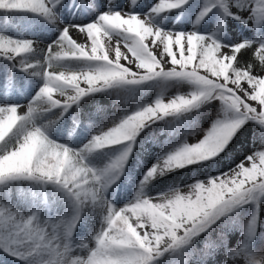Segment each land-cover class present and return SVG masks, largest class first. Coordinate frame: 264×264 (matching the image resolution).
Returning <instances> with one entry per match:
<instances>
[{"label": "snow or ice", "instance_id": "1", "mask_svg": "<svg viewBox=\"0 0 264 264\" xmlns=\"http://www.w3.org/2000/svg\"><path fill=\"white\" fill-rule=\"evenodd\" d=\"M0 264H264V0H0Z\"/></svg>", "mask_w": 264, "mask_h": 264}, {"label": "rangeland", "instance_id": "2", "mask_svg": "<svg viewBox=\"0 0 264 264\" xmlns=\"http://www.w3.org/2000/svg\"><path fill=\"white\" fill-rule=\"evenodd\" d=\"M104 99L105 100H108L109 103H111L110 98L105 97ZM181 173H183V169L180 170V173H170L169 176H166V177L165 176H162V177H160V179H159L160 190L163 191L166 187H170L171 186L169 184V179L170 178H174V179L179 180ZM122 179H123V177H122ZM134 191H135L134 188H130L129 191H128V196L126 197V199L127 198H130L133 195Z\"/></svg>", "mask_w": 264, "mask_h": 264}]
</instances>
